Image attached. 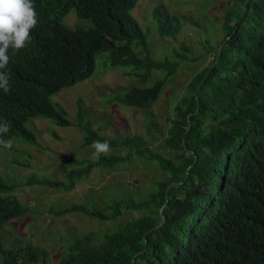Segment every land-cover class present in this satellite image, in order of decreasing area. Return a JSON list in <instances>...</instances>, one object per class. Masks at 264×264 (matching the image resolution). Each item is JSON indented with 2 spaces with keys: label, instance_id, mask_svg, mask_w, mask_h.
<instances>
[{
  "label": "trees",
  "instance_id": "1",
  "mask_svg": "<svg viewBox=\"0 0 264 264\" xmlns=\"http://www.w3.org/2000/svg\"><path fill=\"white\" fill-rule=\"evenodd\" d=\"M135 3L34 0L38 24L31 43L15 55L9 50L11 91H0V120L10 131L0 139L33 144L25 122L48 119L57 127L76 128L82 147L107 141L111 149L127 147L130 154L132 147L136 158L156 162L164 174L144 201H114L103 211L83 205L69 209L99 222L114 221L122 211L142 214L97 245L90 235L73 238L57 264H264V0H225L222 39L217 49L208 48L211 61L188 81L173 108L163 139L166 156L150 151L139 136L103 138L91 129L80 106L72 120L51 99L88 79L95 57L106 53L109 68H127L141 84L152 70L162 72L151 85L130 87L110 101L134 110L156 101L178 63L154 61L142 53L146 37L131 15ZM70 11L84 24H64ZM151 17L160 38H174L180 29L164 6L154 7ZM185 54L182 46L175 51L179 60ZM121 161L101 155L68 170V184L36 179L26 184L68 191L73 179ZM12 190L0 179V228L26 212ZM18 245H0V264H44L43 249L29 242Z\"/></svg>",
  "mask_w": 264,
  "mask_h": 264
},
{
  "label": "rangeland",
  "instance_id": "2",
  "mask_svg": "<svg viewBox=\"0 0 264 264\" xmlns=\"http://www.w3.org/2000/svg\"><path fill=\"white\" fill-rule=\"evenodd\" d=\"M158 5L164 6L180 23L174 38H160L156 33L157 23L152 20L151 12ZM225 6V0H136L131 15L146 37L142 53L146 52L154 61L178 63L149 108L130 109L110 98L130 87L149 86L161 78L162 72L152 70L149 79L141 84L127 68H109L106 53L95 57L94 70L88 79L62 89L51 99L72 120L80 106L91 129L103 138L122 140L139 136L150 151L166 156L168 150L163 147V139L173 118V108L183 96L188 81L211 61L212 51L208 48L217 49L222 39L220 26ZM73 13L70 11L65 16L64 24L69 27L84 24ZM180 46L185 47L186 54L179 60L175 51ZM24 127L33 135V144L12 141L11 149L0 148V179L13 188L10 194L26 209L23 216L2 225L0 245L12 247L29 242L31 247L46 252L44 264H57L66 255V245L73 238L90 235L92 244L97 245L127 220H137L142 214L122 211L114 221L99 222L69 209L83 205L103 211L114 201H144L153 193L154 183L164 178L156 162L144 163L133 155L132 147L131 154L127 147H119L104 156H118L122 159L120 163L110 169H92L86 177L73 179L68 191L26 184L35 179L68 184L67 171L76 169L82 160H91L94 149L92 144L80 146L82 135L74 127H57L42 118H30Z\"/></svg>",
  "mask_w": 264,
  "mask_h": 264
},
{
  "label": "clouds",
  "instance_id": "3",
  "mask_svg": "<svg viewBox=\"0 0 264 264\" xmlns=\"http://www.w3.org/2000/svg\"><path fill=\"white\" fill-rule=\"evenodd\" d=\"M38 24L34 0H0V91H11L10 76L6 71L9 50L15 55L31 43L32 30ZM10 131L6 121L0 120V137ZM12 141L0 139V148L11 149ZM91 159L98 161L101 155L111 151L107 141H93Z\"/></svg>",
  "mask_w": 264,
  "mask_h": 264
},
{
  "label": "water",
  "instance_id": "4",
  "mask_svg": "<svg viewBox=\"0 0 264 264\" xmlns=\"http://www.w3.org/2000/svg\"><path fill=\"white\" fill-rule=\"evenodd\" d=\"M162 222H163V219L161 220L160 224H161ZM160 224H159V225H160Z\"/></svg>",
  "mask_w": 264,
  "mask_h": 264
}]
</instances>
